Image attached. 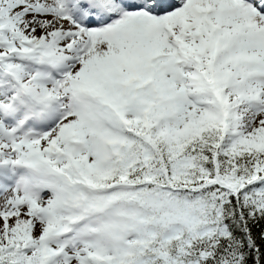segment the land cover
<instances>
[{
	"label": "snow or ice",
	"instance_id": "6c2138e0",
	"mask_svg": "<svg viewBox=\"0 0 264 264\" xmlns=\"http://www.w3.org/2000/svg\"><path fill=\"white\" fill-rule=\"evenodd\" d=\"M0 264H264V0H0Z\"/></svg>",
	"mask_w": 264,
	"mask_h": 264
}]
</instances>
